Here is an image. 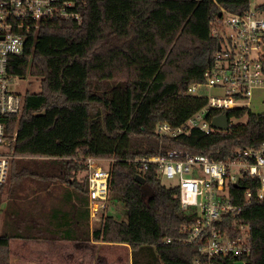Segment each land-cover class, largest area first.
<instances>
[{"label": "trees", "instance_id": "16d2710c", "mask_svg": "<svg viewBox=\"0 0 264 264\" xmlns=\"http://www.w3.org/2000/svg\"><path fill=\"white\" fill-rule=\"evenodd\" d=\"M73 1L80 20H42L23 52L9 58L8 72L38 79L39 89L23 94L19 115L5 117L14 157L8 184L0 185V204L6 200L0 264H10L12 239L34 238L26 229L33 206L28 199L36 191L64 184L88 206L87 179L77 178L88 155L112 159L108 191L122 198L127 212L126 220L103 213L93 239L128 244L131 264H193L195 244L165 238L177 237L194 214L180 208L177 189L161 185L153 167L142 171L130 160L159 149L223 160L236 149L264 143V111L247 107L226 111L229 119L246 116L226 131L191 129L162 139L156 133L158 123L177 125L204 104L187 87L203 81L212 61L218 41L209 33L211 21L219 6L241 13L249 0ZM257 7L264 10V2ZM138 174L149 190L141 189ZM238 184L230 191L240 207L224 219L250 226L251 252L219 264H264V201L255 198V184ZM83 226L87 237L88 219Z\"/></svg>", "mask_w": 264, "mask_h": 264}, {"label": "built area", "instance_id": "2783aa9c", "mask_svg": "<svg viewBox=\"0 0 264 264\" xmlns=\"http://www.w3.org/2000/svg\"><path fill=\"white\" fill-rule=\"evenodd\" d=\"M219 12L209 30L218 41L212 61L203 72V81L187 87V93L203 97L204 104L177 125L158 123L156 133L161 139L191 129L202 134L218 130L211 126L216 116L213 111L248 108L252 90L264 85V10L248 8L240 13L219 6ZM53 18L80 20L81 14L73 0H0V185L6 182L14 157L5 136V117L19 115L24 103V95L11 88L9 58L23 52L28 35L36 32L42 20ZM111 161L93 155L83 158L88 209L95 220L106 207ZM130 161L142 171L153 167L160 182L163 178L175 181L167 187L177 189L180 208L194 215L191 223L178 228L177 237H167L165 242L195 244L193 264H219L226 256L250 254V226L225 222L224 218L240 207L233 202L230 187L241 179H246L248 185L255 184V198L264 201V143L236 149L223 160L178 149H159ZM244 195L248 199L252 192L247 189Z\"/></svg>", "mask_w": 264, "mask_h": 264}, {"label": "crops", "instance_id": "0c3cea01", "mask_svg": "<svg viewBox=\"0 0 264 264\" xmlns=\"http://www.w3.org/2000/svg\"><path fill=\"white\" fill-rule=\"evenodd\" d=\"M77 194L78 200L72 190L57 183L28 199L33 206L26 230L34 238L10 241V264H131L128 244L93 239L88 206L81 205L83 197ZM5 207L6 200H2L0 233ZM87 219L89 234L85 237L83 225Z\"/></svg>", "mask_w": 264, "mask_h": 264}, {"label": "rangeland", "instance_id": "374dc122", "mask_svg": "<svg viewBox=\"0 0 264 264\" xmlns=\"http://www.w3.org/2000/svg\"><path fill=\"white\" fill-rule=\"evenodd\" d=\"M263 2L264 0H249V8L255 9L257 8V6H259ZM11 88L12 90L20 94H24L26 91L34 92L39 89V80L30 75H27L25 78H19V77L13 76L11 79ZM249 103H250L249 108L251 109V111L253 112L264 111V85L254 88L252 90ZM245 121H246V116L239 117V118L231 117L229 119V126H237L239 124L244 123ZM82 174H84V172H79L77 174V178L80 179L82 177ZM160 183L161 185L170 186V185H173L175 181L167 180L163 178ZM6 184L8 183L6 182ZM6 194H7V189L5 188L3 195L6 196ZM106 202L107 203H106L105 209L101 210L100 212L101 215L105 213V214L114 216L117 220L127 219V212H126L125 205H124L122 198L112 197L110 196V194H108ZM98 223H99V220L92 219L91 217V224H92L91 226L93 229L98 225ZM100 254H106V252L102 253L100 251Z\"/></svg>", "mask_w": 264, "mask_h": 264}, {"label": "water", "instance_id": "95a60500", "mask_svg": "<svg viewBox=\"0 0 264 264\" xmlns=\"http://www.w3.org/2000/svg\"><path fill=\"white\" fill-rule=\"evenodd\" d=\"M221 13L218 12V15H220ZM211 126L218 129V130H221V131H226L229 129V118L227 116V112H223L219 115H216L214 116L212 119H211ZM135 180L141 184V189L142 190H149V187L148 185H146L144 183V178L141 176V175H136L135 177Z\"/></svg>", "mask_w": 264, "mask_h": 264}]
</instances>
